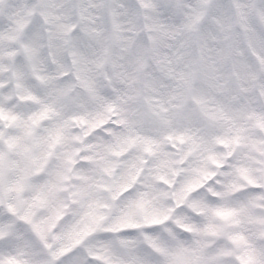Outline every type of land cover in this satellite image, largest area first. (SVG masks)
<instances>
[{"label":"snow or ice","instance_id":"obj_1","mask_svg":"<svg viewBox=\"0 0 264 264\" xmlns=\"http://www.w3.org/2000/svg\"><path fill=\"white\" fill-rule=\"evenodd\" d=\"M0 264H264V0H0Z\"/></svg>","mask_w":264,"mask_h":264}]
</instances>
